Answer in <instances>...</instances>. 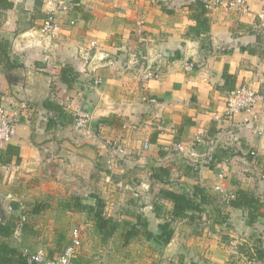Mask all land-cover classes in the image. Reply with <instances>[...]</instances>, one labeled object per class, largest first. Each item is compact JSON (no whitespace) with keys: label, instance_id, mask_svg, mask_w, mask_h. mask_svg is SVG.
<instances>
[{"label":"crops","instance_id":"0c3cea01","mask_svg":"<svg viewBox=\"0 0 264 264\" xmlns=\"http://www.w3.org/2000/svg\"><path fill=\"white\" fill-rule=\"evenodd\" d=\"M12 1V9L0 10V40L11 42L9 54L18 64L14 70L18 80L9 82L0 63V105L11 113L20 110L22 100L28 107L20 111L22 121L10 142L20 153L0 169V222L18 215L21 207L11 210L8 204L19 206V201L35 200L48 193L52 182L66 185L59 175L72 169L82 177L76 184L79 190L90 186L93 194L104 197L107 214L110 201L106 195L112 191V196L123 198L121 192L112 190V182L129 189L130 198L123 203L125 211L121 214H130L135 198L143 195L150 202L137 214L142 213L150 223L156 219L159 225L163 219L157 217L153 202L162 185L152 174L154 167L162 165L170 168L175 189L187 186L192 190L197 185L209 195L202 214L206 242L201 245L205 248L192 242L182 245L183 250L196 254L192 261L200 263L205 253L210 264H264V205L263 215L250 225L248 213L229 204L241 188L258 194L264 203V129L255 120L246 121L244 113L232 120L215 119L216 114H224L230 94L223 78L228 66L235 75L236 88L245 82L254 83L262 95L256 111L264 122V30L258 19L264 0H247L246 11L228 6L230 0H202L209 12L201 20L206 19L204 24L209 27L201 33L195 29L200 20L190 9L196 0H66L67 7H58L60 30L49 50L22 34L28 30L39 34L47 10L64 2ZM138 21L143 22L141 33ZM136 54L140 58L137 64L133 59ZM152 61L159 62L163 71L159 78L148 79L144 72ZM68 63L80 77L67 88L60 72ZM189 63L193 68H188ZM51 95L78 117L90 116V130L86 132H93V138L83 136L85 130L76 124L49 127L52 112L43 103ZM151 99L156 102L151 103ZM206 129V140L197 142V135ZM73 131L80 134L72 142ZM105 135L118 140L125 148L122 154L128 155V165H123L127 171L121 177L133 175L136 166L149 171V177L115 183V172H111L103 182L96 172L101 158L96 161L98 155L88 143H95L97 151L105 155L109 151ZM146 142L151 143L150 148H145ZM180 145L187 148L181 151ZM215 155L220 159H214ZM113 168L118 169L115 164ZM92 198H88L89 203L94 202ZM164 203L172 210V202ZM4 206L7 212H3ZM48 226L35 224L31 233L47 234ZM54 227L52 237L43 241L64 249L71 238L65 237L66 231L56 222ZM27 230H16L8 239L10 244L30 254L46 250L42 242L37 245L39 236L35 241ZM95 234L100 248H105L111 238L104 242L98 231ZM85 245L76 264H92ZM47 253L52 258L61 252L54 256Z\"/></svg>","mask_w":264,"mask_h":264},{"label":"rangeland","instance_id":"374dc122","mask_svg":"<svg viewBox=\"0 0 264 264\" xmlns=\"http://www.w3.org/2000/svg\"><path fill=\"white\" fill-rule=\"evenodd\" d=\"M60 2H64V3H62V4L59 3L58 6H56L55 4H52V6H51V8L56 7L55 21L57 24V28H56L54 35L51 36V35H49L48 31H43V27L45 25V20L48 16V10H50L51 8H49L47 10V16L44 18L42 24L39 25V28L40 27L41 28L38 31V33L43 38V40H40V47L43 49H46V50H49L51 48V46L53 45V43L56 39L55 37L58 35V32L60 30L58 22H57V16H58V13L60 10V8H58V7L60 5L67 7L66 6V0H61ZM74 23L75 22L72 21V24H74ZM138 26H140L139 29H140V33H141L143 22L138 21ZM262 30H264V29H262ZM145 40H146V38H143V42H147ZM32 41L35 42V44L38 42L37 39H34ZM92 45H95V43H92ZM137 56L138 55L136 54V56L133 57V59H135V64H137L140 61V58L138 60ZM137 60H138V62H137ZM190 64L191 63L187 64L188 68H190L189 67ZM148 69H153L155 72H157V74H158L157 78H159L160 75L162 74L163 66L161 64H159V62H155V61L153 62L152 61L150 63V65L148 66V68L145 70V72ZM145 72H144V75H145ZM148 79H150V78H148ZM152 79H155V78H152ZM262 100H263V97H262ZM22 103H26L25 100H22ZM259 103L257 106H259ZM259 118H260V115H259ZM260 120H261V118H260ZM79 129L85 130L84 132H86V130H90L89 127H84V128H79ZM75 130H77V129H75ZM257 131H258V129H257ZM203 132H206V136L209 135L208 129L204 130ZM72 133L74 134V137L70 138V141H72L74 138L76 139L77 138L76 136H78V134H80V133L74 132V131ZM201 133H199V134H201ZM84 134L85 135H83V134H81V135H83L85 137L87 136L88 138L89 137L93 138V136H94L93 132H90V133L86 132ZM106 138L107 139L103 138V140L105 141V144H107L106 148L109 151L108 152L106 151L107 154L105 153V155L101 151H97L99 149V147H96L95 143H94L95 145L92 143H88V144H90V146H93V147H91V149L93 151H95L96 154L98 155L96 158V161H97V159L99 161V157L101 158V161H100L101 165H100V167L99 166L97 167L96 172L98 174H100L103 182H104L103 178L106 177V175L108 173L110 174L111 172H115V174L112 173L114 175L113 176L114 180L113 179L112 180L115 183L118 182L120 179H123L122 181L125 182L128 178H141L142 179V176H143V178L149 177V171H145L144 168H142L141 166H140V168H137L136 165H134L136 167L134 168V174L133 175L127 174L125 177H121V175L125 174V172L127 171L125 166H123V165H128L129 161L127 160L128 158L126 157L128 155L122 154V153H125V148L118 140H115L113 137H110V139H108L109 138L108 136H106ZM103 140H101L102 141L101 144L104 143ZM204 140H206V137L204 138ZM181 146H183L185 149L187 148L186 145H180L179 148ZM119 148L123 149V151L120 152ZM100 149H103V148H100ZM141 154L144 155V157H145V153L142 152ZM100 155H102V156H100ZM113 162L116 165V167L120 170L117 169V171H114L115 167L113 168V165H114ZM72 163L73 162H70V165ZM109 166H111V167H109ZM252 172L253 171H250V173L253 176H255L256 174L252 173ZM235 174H237V172ZM252 175L248 176V178L252 177ZM59 176H61L64 179V182L66 183V185L65 184L61 185L58 182H52L50 189H48V193H45V194L42 193L40 195V197H37V199L32 200V201L31 200L30 201H28V200L19 201V202H21V204L25 205L24 209L20 208L21 205H19V207H17L18 209L20 208L18 213H17L18 215L23 213V212L20 213L21 209L25 210L26 222H25L24 228L28 229L27 231L30 234V236L29 235L28 236L31 238L34 237L33 240H35V241H37L36 238H38V236H39L40 239L37 241V245L39 244L38 242H42L43 247L46 248V251L47 250L49 251V254L51 256H54L55 254L57 255L59 252H62V249H63V246H61L59 248H57L58 246L53 247L52 241H48V242L43 241V240H45L46 237L47 238L52 237V235L55 231L54 224L56 222V224H58L60 227H63V229L66 231L65 237L69 236L68 238H71L72 232L75 228H79L82 244H81V247L78 250L77 254H81V251H82L81 249L83 247V244L84 245L86 244L85 249H87V251L91 255L90 261L92 262V264H210L207 261L209 258L204 257L205 253H204V255L201 256V258H203L201 260V262L196 263L195 261H192L193 258L196 257L195 256L196 254L194 255L192 253V251L189 252L188 249L183 250V247H182L183 244L186 245L189 242H192V243H197V245L200 246L201 248H205L204 244H205L206 240H205L204 235H203L204 231H205V225H202V216L203 215H201L199 220H195L199 223L197 226H195L196 223H193V224L189 223L188 219L183 221V223H179L180 221H178V223H176L177 225H175V223H174V227H175L176 231L178 232V236H177V239H176L175 244H174L175 247H173V248H169V246L168 247L167 246L166 247H160L159 245H157V243L155 244L154 241H150V242L147 241L143 236L140 238H136L129 245L124 246L122 244L119 233H117L113 238H111L109 240V242H107L108 244H106L107 246L105 248L102 246L100 248V242L98 241L97 235L95 234L97 232V229L95 227V222L90 217H88V215L86 213H83L84 211L71 213L68 211H63L61 209V207L59 206L61 201L70 200L73 195H82V196L86 197V198H84V202L89 203L90 201H88L89 200L88 198H90V195L93 194L92 188H90V186H88L87 184L86 185L88 187L84 188L83 190H79L76 187V184L81 180L82 177L80 178V175L78 173H76L75 170L73 171L72 169H70V171H69L68 169H66ZM47 179H49V178L47 177ZM63 179L60 178V180H63ZM56 181H58V179ZM110 183L112 185L111 186L112 190L121 192L123 194V195H121L123 198L112 196V193H113L112 191L109 192L108 195H106V197L110 201L109 208H108V213L110 215L109 214H107V215L114 217L115 219H117L121 222L135 221L136 220V214H137L138 210L144 209V204H147L148 202H150V199H146V198H144L143 195H141V196L139 195L137 198H135L137 201H135V204H134L133 209H132L133 211L131 210L130 214H124V212H123V214H121L123 210L125 211L123 203L127 202V200H129V198H130V197H128L129 189L125 188V185L124 186L123 185L118 186L116 184L115 185L112 184V182H110ZM110 183H108V184H110ZM99 188H101V185ZM117 188L122 189V191H120L119 189L117 190ZM45 189H47V188H45ZM44 191L45 190H43V192ZM96 191H98V189H96L94 192H96ZM102 193H103V191H102ZM98 195L101 196V194H98ZM218 200L219 199H217V201ZM38 202H44L45 204H48V206L41 213L34 214L31 210L33 208V204L35 205ZM218 202L220 204V200ZM10 206H13V205L8 204V208ZM167 208H168V205H167ZM209 208H213V207L211 206ZM2 210H3V212H7V209L5 206L2 207ZM140 212H142V211H140ZM69 214H70V216H69ZM18 215L16 217H18ZM15 219L17 222L18 218H15ZM38 223L44 224V225L45 224L49 225L48 228L45 229V230H49V232L47 234L46 233L39 234L38 236H37V233L32 234L31 228L33 227V225L38 224ZM150 225L152 226L153 229L156 230V233H158L157 220L151 219ZM203 241H204V244L201 245L202 244L201 242H203ZM37 245L35 246L36 249L39 248ZM94 256H96V259L94 258ZM79 264H81V262ZM85 264H88V262Z\"/></svg>","mask_w":264,"mask_h":264},{"label":"trees","instance_id":"16d2710c","mask_svg":"<svg viewBox=\"0 0 264 264\" xmlns=\"http://www.w3.org/2000/svg\"><path fill=\"white\" fill-rule=\"evenodd\" d=\"M14 7L12 0H0V10H9ZM190 9L195 16L200 20L198 21L195 29L198 33L202 30H207L209 26H205V20H201L207 16L209 9L206 7V2L196 0L190 4ZM11 42L8 39L0 40V63L4 65L6 76L9 82L18 80L14 74V70L18 64L12 60L9 52L11 50ZM61 81L66 84L67 88L72 87L73 84L79 79L80 72L72 65L66 64L62 67L60 72ZM223 78L225 79V87L229 91L236 88V78L234 74L229 72L228 66L225 67ZM44 107L52 112V116L48 119L49 127L57 124L63 126H74L79 118L76 114L66 109L57 97L51 95L44 103ZM102 121H106L103 119ZM20 153L16 145L8 143L6 148H0V169L5 163L12 160L15 155ZM221 156L215 155L214 159H220ZM210 167L214 168L211 163ZM153 177L160 180L161 187L153 202L154 211L157 217L163 219L158 225V233L150 228L149 220L142 213L136 214L135 221L121 222L114 217L107 215L108 203L98 194H91L93 203L84 202V196L73 195L70 200H63L59 206L63 211L85 212L94 222L98 233L101 235L102 240L114 237L117 233L120 234L122 244L129 245L136 238L144 237L147 241H154L160 247H166L172 240L176 231L174 223L177 221L188 219L195 221L201 217L205 212V207L209 203V195L200 186H194L192 190L187 186H183L181 190L175 189L172 186L171 170L167 166H156L153 168ZM1 178V170H0ZM164 201H170L173 204L172 210L167 208ZM214 201H217L214 200ZM229 204L235 208H241L248 213V223L253 225L263 215L262 207L264 205L262 199L258 194L245 189H238L235 197L229 201ZM13 207L19 206L12 204ZM48 204L38 202L33 204L32 212L39 214L47 208ZM22 214L18 217H11L6 222H0V264H37L29 260L28 255L24 254L18 247L10 244L8 239L15 234L19 219L25 214V210H21ZM18 218L17 222L16 219ZM226 219V218H225ZM24 229V228H23Z\"/></svg>","mask_w":264,"mask_h":264},{"label":"built area","instance_id":"2783aa9c","mask_svg":"<svg viewBox=\"0 0 264 264\" xmlns=\"http://www.w3.org/2000/svg\"><path fill=\"white\" fill-rule=\"evenodd\" d=\"M228 6L234 7L237 10L246 11L248 10V2L247 0H230L227 3ZM55 15H56V7L51 8L48 10V16L45 20V25L43 27V31H48L49 35H54L57 24L55 21ZM258 19H259V26L264 29V6L261 8L260 12L258 13ZM40 44V40L37 42ZM36 43V45H37ZM190 68H193V64H190ZM146 78H157L158 74L153 69H148L145 72ZM262 100V95L259 93V91L256 89L254 83L245 82L244 84L240 85L236 89L232 90L228 96L227 103H226V110L224 114H216L215 119L216 120H232L235 118L238 114L244 113L246 117V121L255 120L258 122V126L264 129V126L262 127L263 121L260 120L259 115L256 112V107L258 103ZM151 103L156 102V99H151ZM28 107L27 102L21 104V108L19 111H16L14 113H10L8 108L5 105H0V148H2L4 145L10 143L12 139L14 138L17 126L20 124L21 116L20 111L23 109H26ZM261 122V123H260ZM90 123V116L84 115L80 116L76 121V127L77 128H84L89 127ZM136 127V126H135ZM262 130H259L260 134L263 133ZM206 137V132H202L197 136V142H204V138ZM263 144H264V138H263ZM151 143H146L145 148H150ZM120 149V148H119ZM180 150H185L183 146L179 148ZM120 152L123 151V149L119 150ZM253 154H255L253 152ZM221 176H223L221 174ZM217 189L222 188L220 186H216ZM24 204H21V208L24 209ZM11 210H13V206L9 207ZM26 222V216L23 214V216L19 219L18 226H17V232H22L23 228L25 226ZM82 244L81 241V235L79 228H75L72 232L71 236V242L66 245V247L62 250L63 252L59 253L57 257H50L48 255V251L45 249H39L37 252L30 254L27 252H24V254L28 255L29 260L32 262H36L37 264H76L75 259L77 257L78 250L80 249Z\"/></svg>","mask_w":264,"mask_h":264},{"label":"water","instance_id":"95a60500","mask_svg":"<svg viewBox=\"0 0 264 264\" xmlns=\"http://www.w3.org/2000/svg\"><path fill=\"white\" fill-rule=\"evenodd\" d=\"M22 37H28V38H31L32 40H34V39H37V40H43L42 36H40L39 34H35V33H34L33 31H31V30H28V31L24 32V33L22 34ZM263 126H264V122H263V124H262V127H263ZM177 236H178V232L175 231L174 236H173L171 242L167 245V247H168V246H169V248H173V247H174V244H175V241H176V239H177Z\"/></svg>","mask_w":264,"mask_h":264}]
</instances>
